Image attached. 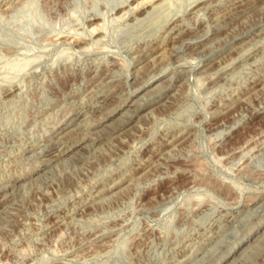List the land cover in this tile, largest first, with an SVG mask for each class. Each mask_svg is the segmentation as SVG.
I'll list each match as a JSON object with an SVG mask.
<instances>
[{"label": "rangeland", "instance_id": "obj_1", "mask_svg": "<svg viewBox=\"0 0 264 264\" xmlns=\"http://www.w3.org/2000/svg\"><path fill=\"white\" fill-rule=\"evenodd\" d=\"M0 215V264H264V0H0Z\"/></svg>", "mask_w": 264, "mask_h": 264}, {"label": "bare ground", "instance_id": "obj_2", "mask_svg": "<svg viewBox=\"0 0 264 264\" xmlns=\"http://www.w3.org/2000/svg\"><path fill=\"white\" fill-rule=\"evenodd\" d=\"M148 1V0H147ZM150 1V0H149ZM143 2V1H142ZM146 5V4H145ZM92 30V29H91ZM93 31H94V29H93ZM160 51H162V50H160ZM168 52V51H167ZM179 53V52H178ZM170 55V54H169ZM159 58V57H158ZM153 59V58H152ZM151 63V62H150ZM177 63V62H176ZM159 70V69H158ZM126 87V86H125ZM7 90V89H6ZM152 90V89H151ZM257 90V89H256ZM151 92V91H150ZM120 94V93H119ZM250 94V93H249ZM139 97V96H138ZM243 100V99H242ZM143 101V100H142ZM157 105V104H156ZM159 106V105H158ZM136 108V107H135ZM126 115V114H125ZM121 120V119H120ZM125 120V119H124ZM123 120V121H124ZM61 135V134H60ZM98 135V134H97ZM96 136V135H95ZM182 139V138H181ZM94 141V140H93ZM92 141V142H93ZM171 144V143H170ZM86 146V145H85ZM92 146V145H91ZM166 146V145H165ZM168 146V145H167ZM89 147V146H88ZM175 147V146H174ZM84 148V147H83ZM87 148V147H86ZM95 148V147H94ZM167 148V147H166ZM171 149V148H170ZM168 150V149H167ZM167 150H166V153H167ZM165 151V150H164ZM169 151V150H168ZM168 154H170V153H168ZM166 155V154H165ZM108 191V190H107ZM1 216V215H0ZM63 264V263H62Z\"/></svg>", "mask_w": 264, "mask_h": 264}]
</instances>
